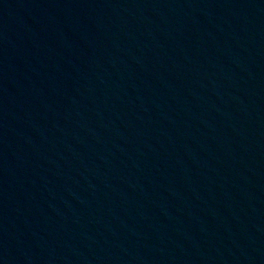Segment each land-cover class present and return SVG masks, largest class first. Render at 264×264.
I'll list each match as a JSON object with an SVG mask.
<instances>
[{"label": "water", "instance_id": "95a60500", "mask_svg": "<svg viewBox=\"0 0 264 264\" xmlns=\"http://www.w3.org/2000/svg\"><path fill=\"white\" fill-rule=\"evenodd\" d=\"M0 264H264V0H0Z\"/></svg>", "mask_w": 264, "mask_h": 264}]
</instances>
